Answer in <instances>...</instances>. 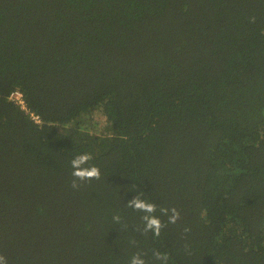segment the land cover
<instances>
[{
  "label": "trees",
  "instance_id": "trees-1",
  "mask_svg": "<svg viewBox=\"0 0 264 264\" xmlns=\"http://www.w3.org/2000/svg\"><path fill=\"white\" fill-rule=\"evenodd\" d=\"M0 255L264 264V0H0Z\"/></svg>",
  "mask_w": 264,
  "mask_h": 264
},
{
  "label": "clouds",
  "instance_id": "clouds-1",
  "mask_svg": "<svg viewBox=\"0 0 264 264\" xmlns=\"http://www.w3.org/2000/svg\"><path fill=\"white\" fill-rule=\"evenodd\" d=\"M92 160V156L89 153H83L80 155H77L74 159L70 161L71 168L74 169L72 172V175L80 180H91V179H98L100 176V170L92 166L90 168H84L82 165L86 164ZM73 187H75V182H73ZM129 207H135L136 209L143 210L147 213H152L154 211V205L147 204L145 202L140 201L139 199H133L129 205ZM173 211V217L170 222H175V219L177 218V214L175 212V209ZM144 219L147 221V228L146 230H151L155 236H159L160 229L162 227L161 222L157 218H152L150 216H145ZM0 264H4V257L0 255ZM132 264H144V261L134 258L132 260Z\"/></svg>",
  "mask_w": 264,
  "mask_h": 264
},
{
  "label": "built area",
  "instance_id": "built-area-1",
  "mask_svg": "<svg viewBox=\"0 0 264 264\" xmlns=\"http://www.w3.org/2000/svg\"><path fill=\"white\" fill-rule=\"evenodd\" d=\"M12 97L19 101L21 96L19 94L14 93Z\"/></svg>",
  "mask_w": 264,
  "mask_h": 264
},
{
  "label": "rangeland",
  "instance_id": "rangeland-1",
  "mask_svg": "<svg viewBox=\"0 0 264 264\" xmlns=\"http://www.w3.org/2000/svg\"><path fill=\"white\" fill-rule=\"evenodd\" d=\"M101 122H102V120L100 121V123H101ZM104 124H105V123L103 122V123H102V125H100V126H99V127H100V129H101V127H102Z\"/></svg>",
  "mask_w": 264,
  "mask_h": 264
}]
</instances>
